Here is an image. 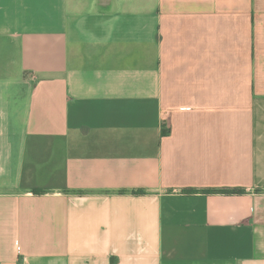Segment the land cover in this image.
Here are the masks:
<instances>
[{"label": "crops", "instance_id": "0c3cea01", "mask_svg": "<svg viewBox=\"0 0 264 264\" xmlns=\"http://www.w3.org/2000/svg\"><path fill=\"white\" fill-rule=\"evenodd\" d=\"M0 264H264V0H0Z\"/></svg>", "mask_w": 264, "mask_h": 264}, {"label": "trees", "instance_id": "16d2710c", "mask_svg": "<svg viewBox=\"0 0 264 264\" xmlns=\"http://www.w3.org/2000/svg\"><path fill=\"white\" fill-rule=\"evenodd\" d=\"M36 191V190H35ZM186 191H189V192H191L192 190H186ZM242 190H235V189H230V190H223V192H227V193H229V192H241ZM36 192H38V191H36Z\"/></svg>", "mask_w": 264, "mask_h": 264}]
</instances>
